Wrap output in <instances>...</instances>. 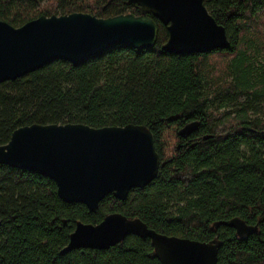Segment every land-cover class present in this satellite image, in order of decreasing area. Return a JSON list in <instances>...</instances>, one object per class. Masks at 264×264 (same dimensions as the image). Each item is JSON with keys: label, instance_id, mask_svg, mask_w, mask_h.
<instances>
[{"label": "trees", "instance_id": "16d2710c", "mask_svg": "<svg viewBox=\"0 0 264 264\" xmlns=\"http://www.w3.org/2000/svg\"><path fill=\"white\" fill-rule=\"evenodd\" d=\"M203 3L225 28L226 49L165 52L167 28L146 12L158 30L151 48L117 45L78 65L58 59L0 83V145L32 123H133L151 131L160 159L153 181L124 200L106 195L94 212L62 201L46 176L0 164V264H160L150 239L137 235L59 253L78 221L97 224L113 212L170 236H216L219 264H264V0ZM73 12L107 18L141 8L127 0H0V20L14 27ZM192 121L196 130L180 137ZM233 217L257 232L240 239L226 224Z\"/></svg>", "mask_w": 264, "mask_h": 264}, {"label": "water", "instance_id": "95a60500", "mask_svg": "<svg viewBox=\"0 0 264 264\" xmlns=\"http://www.w3.org/2000/svg\"><path fill=\"white\" fill-rule=\"evenodd\" d=\"M127 1L139 5L141 14L41 15L19 27L0 20V83L58 59L78 65L117 45L151 48L158 30L146 12L167 28L161 47L165 52L206 53L230 44L224 26L216 22L203 0ZM197 126V121L186 123L178 135L187 137ZM0 164L46 176L55 183L62 201L82 203L94 212L106 195L124 200L131 189L153 181L160 159L153 135L143 124L94 128L81 123H32L16 128L9 141L0 145ZM226 224L240 239L258 229L239 217ZM128 235L149 238L160 264H219L216 236L209 241L170 236L119 212L105 215L97 224L78 221L59 253L107 249Z\"/></svg>", "mask_w": 264, "mask_h": 264}, {"label": "rangeland", "instance_id": "374dc122", "mask_svg": "<svg viewBox=\"0 0 264 264\" xmlns=\"http://www.w3.org/2000/svg\"><path fill=\"white\" fill-rule=\"evenodd\" d=\"M261 19L264 20L262 17H261ZM258 26H259V27H258L259 30H261V29L264 30V21H263V22L260 21L259 24H258ZM260 33H261V32H260ZM232 105H233V104H232ZM231 107H232V106H229L228 108L231 109ZM263 113H264V110H260V111H259V114H260V115H262Z\"/></svg>", "mask_w": 264, "mask_h": 264}]
</instances>
